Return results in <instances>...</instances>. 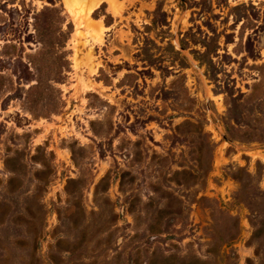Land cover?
I'll return each mask as SVG.
<instances>
[{"label":"rangeland","instance_id":"1","mask_svg":"<svg viewBox=\"0 0 264 264\" xmlns=\"http://www.w3.org/2000/svg\"><path fill=\"white\" fill-rule=\"evenodd\" d=\"M92 1L0 0V264H264V0Z\"/></svg>","mask_w":264,"mask_h":264},{"label":"bare ground","instance_id":"2","mask_svg":"<svg viewBox=\"0 0 264 264\" xmlns=\"http://www.w3.org/2000/svg\"><path fill=\"white\" fill-rule=\"evenodd\" d=\"M84 1H88V0H84ZM94 2H95V1H94ZM92 3H93V1H92V0H90V2H89V5H90V4H92Z\"/></svg>","mask_w":264,"mask_h":264}]
</instances>
